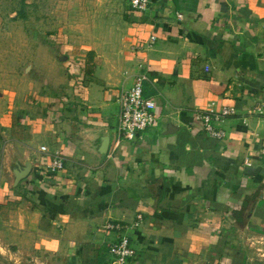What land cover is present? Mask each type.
<instances>
[{"label":"crops","instance_id":"1","mask_svg":"<svg viewBox=\"0 0 264 264\" xmlns=\"http://www.w3.org/2000/svg\"><path fill=\"white\" fill-rule=\"evenodd\" d=\"M126 21L83 65L64 57L63 85L25 100L13 123L9 93L0 242L40 264H113L103 225L141 216L130 264H264V0H151ZM140 73L158 122L118 139V96ZM211 102L236 111L216 125L222 140L192 118ZM55 152L63 172L46 175Z\"/></svg>","mask_w":264,"mask_h":264},{"label":"rangeland","instance_id":"2","mask_svg":"<svg viewBox=\"0 0 264 264\" xmlns=\"http://www.w3.org/2000/svg\"><path fill=\"white\" fill-rule=\"evenodd\" d=\"M129 11V0H0V119L8 114L9 93L13 123L25 100L63 85L64 57L80 66L88 50L121 39ZM4 247L0 242V264H40Z\"/></svg>","mask_w":264,"mask_h":264},{"label":"built area","instance_id":"3","mask_svg":"<svg viewBox=\"0 0 264 264\" xmlns=\"http://www.w3.org/2000/svg\"><path fill=\"white\" fill-rule=\"evenodd\" d=\"M151 0H129L130 9L136 13H144ZM156 41L155 36H150L146 49H151ZM140 51L143 46L135 48ZM146 80L144 74L140 73L135 76L134 81L129 89L123 90L118 96V123L116 128L117 138L128 141H134L140 138L141 134L156 126L158 117L155 112V103L143 96V85ZM257 111L263 114L259 108ZM236 111L231 107L222 106L216 110L213 102L206 106L203 111H198L192 115L194 121L201 123L206 135L211 138L222 140L225 132L216 129V125L227 117H232ZM40 151L46 152L45 147ZM63 158L55 152L45 164L46 175H57L63 172ZM142 217L137 216L136 221L132 224L121 222H108L103 225V229L115 235L114 239L108 246V254L113 260V264H130L135 258V251L130 245L129 234L141 224Z\"/></svg>","mask_w":264,"mask_h":264},{"label":"water","instance_id":"4","mask_svg":"<svg viewBox=\"0 0 264 264\" xmlns=\"http://www.w3.org/2000/svg\"><path fill=\"white\" fill-rule=\"evenodd\" d=\"M172 133V132H171ZM108 148V140H101V144H100V148L98 150V152L100 153V155L104 156L106 151ZM30 171V164L26 163L24 165V168L21 171H18L17 173H15V181H20L26 178V176L28 175Z\"/></svg>","mask_w":264,"mask_h":264}]
</instances>
